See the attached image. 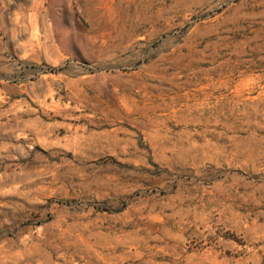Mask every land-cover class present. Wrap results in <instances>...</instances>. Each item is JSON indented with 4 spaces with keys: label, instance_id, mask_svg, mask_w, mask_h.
Listing matches in <instances>:
<instances>
[{
    "label": "rangeland",
    "instance_id": "rangeland-1",
    "mask_svg": "<svg viewBox=\"0 0 264 264\" xmlns=\"http://www.w3.org/2000/svg\"><path fill=\"white\" fill-rule=\"evenodd\" d=\"M0 264H264V0H0Z\"/></svg>",
    "mask_w": 264,
    "mask_h": 264
}]
</instances>
